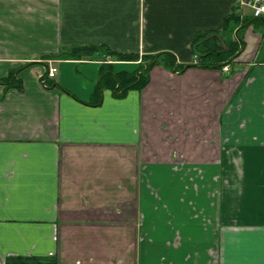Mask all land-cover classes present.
Returning a JSON list of instances; mask_svg holds the SVG:
<instances>
[{"label":"crops","instance_id":"1","mask_svg":"<svg viewBox=\"0 0 264 264\" xmlns=\"http://www.w3.org/2000/svg\"><path fill=\"white\" fill-rule=\"evenodd\" d=\"M252 1L0 0V264H264V63L252 26L231 66L156 65L140 91L104 88L99 103L109 57L52 56L104 44L190 64L193 34L220 28L233 6L250 15Z\"/></svg>","mask_w":264,"mask_h":264},{"label":"trees","instance_id":"2","mask_svg":"<svg viewBox=\"0 0 264 264\" xmlns=\"http://www.w3.org/2000/svg\"><path fill=\"white\" fill-rule=\"evenodd\" d=\"M248 26L261 36L255 62L264 63V16H243L239 6H233L231 11L223 17L221 27L218 29L196 31L190 39L189 47L192 56L190 64H182L176 56L168 51L157 53H125L115 51L107 45H70L62 47L55 58L68 60L99 59L109 57L110 62L100 67L99 80L92 93V99L99 103L101 90L110 89L115 96H120L130 89L140 91L149 80V71L153 66L159 65L168 70L183 73L189 67L222 70L231 66L245 47L244 32ZM134 63L132 70L114 69L117 63ZM15 85V80L4 79ZM20 86V83H17ZM3 264H57L55 256H10Z\"/></svg>","mask_w":264,"mask_h":264},{"label":"built area","instance_id":"3","mask_svg":"<svg viewBox=\"0 0 264 264\" xmlns=\"http://www.w3.org/2000/svg\"><path fill=\"white\" fill-rule=\"evenodd\" d=\"M253 16L260 17L264 16V0H253L249 2ZM196 57L193 56V59ZM57 72V68L54 65H49L47 68L46 76L47 78H53Z\"/></svg>","mask_w":264,"mask_h":264},{"label":"rangeland","instance_id":"4","mask_svg":"<svg viewBox=\"0 0 264 264\" xmlns=\"http://www.w3.org/2000/svg\"><path fill=\"white\" fill-rule=\"evenodd\" d=\"M135 67V65H130V66H127V65H122V66H117L116 69H128V70H132L133 68Z\"/></svg>","mask_w":264,"mask_h":264}]
</instances>
